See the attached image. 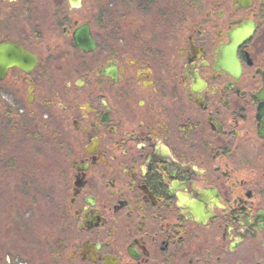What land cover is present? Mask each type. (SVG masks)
Listing matches in <instances>:
<instances>
[{"label":"flooded vegetation","instance_id":"1","mask_svg":"<svg viewBox=\"0 0 264 264\" xmlns=\"http://www.w3.org/2000/svg\"><path fill=\"white\" fill-rule=\"evenodd\" d=\"M0 44V128L63 163L48 264H264V0H0Z\"/></svg>","mask_w":264,"mask_h":264},{"label":"rangeland","instance_id":"2","mask_svg":"<svg viewBox=\"0 0 264 264\" xmlns=\"http://www.w3.org/2000/svg\"><path fill=\"white\" fill-rule=\"evenodd\" d=\"M4 108L0 103V111ZM24 133L26 130L0 128V264L2 259H8L9 264H48L52 242L60 237L57 208L53 206L63 164L58 156L59 145H52L46 137L39 138L41 134L33 140ZM19 160L26 161V166L39 165L38 200L33 209L21 199ZM35 191L33 188L31 192Z\"/></svg>","mask_w":264,"mask_h":264},{"label":"water","instance_id":"3","mask_svg":"<svg viewBox=\"0 0 264 264\" xmlns=\"http://www.w3.org/2000/svg\"><path fill=\"white\" fill-rule=\"evenodd\" d=\"M71 3H78L79 0H69ZM74 42L76 47L83 53H91L96 44L90 38V35L86 31L78 30L74 33ZM13 51H17L14 47L8 44H0V80L3 78L5 70L9 66H19V54H12ZM7 53V56L5 55Z\"/></svg>","mask_w":264,"mask_h":264},{"label":"trees","instance_id":"4","mask_svg":"<svg viewBox=\"0 0 264 264\" xmlns=\"http://www.w3.org/2000/svg\"><path fill=\"white\" fill-rule=\"evenodd\" d=\"M24 254H25V253H24ZM1 264H6L4 259H2V262H1Z\"/></svg>","mask_w":264,"mask_h":264}]
</instances>
